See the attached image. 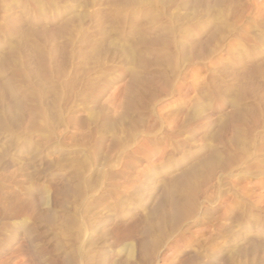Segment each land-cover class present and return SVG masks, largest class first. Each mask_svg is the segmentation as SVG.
I'll list each match as a JSON object with an SVG mask.
<instances>
[{
  "label": "rangeland",
  "instance_id": "obj_1",
  "mask_svg": "<svg viewBox=\"0 0 264 264\" xmlns=\"http://www.w3.org/2000/svg\"><path fill=\"white\" fill-rule=\"evenodd\" d=\"M0 264H264V0H0Z\"/></svg>",
  "mask_w": 264,
  "mask_h": 264
}]
</instances>
